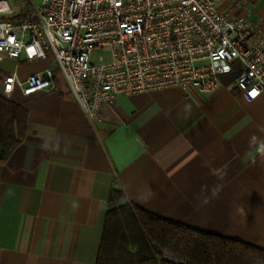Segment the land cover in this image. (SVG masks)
<instances>
[{
    "label": "crops",
    "instance_id": "crops-1",
    "mask_svg": "<svg viewBox=\"0 0 264 264\" xmlns=\"http://www.w3.org/2000/svg\"><path fill=\"white\" fill-rule=\"evenodd\" d=\"M8 17L33 0H5ZM264 35V0H220ZM0 59V95L28 111L24 141L0 162V264H96L112 188L160 217L264 250V93L170 87L118 96L90 120L56 70L55 87L7 96L3 80L54 66ZM234 77V76H233Z\"/></svg>",
    "mask_w": 264,
    "mask_h": 264
},
{
    "label": "built area",
    "instance_id": "built-area-1",
    "mask_svg": "<svg viewBox=\"0 0 264 264\" xmlns=\"http://www.w3.org/2000/svg\"><path fill=\"white\" fill-rule=\"evenodd\" d=\"M219 2L41 0L14 22L0 0V59L55 63L23 81L7 75L3 92L50 90L57 70L90 120L118 96L175 86L211 93L226 75L255 100L264 93V35Z\"/></svg>",
    "mask_w": 264,
    "mask_h": 264
},
{
    "label": "trees",
    "instance_id": "trees-1",
    "mask_svg": "<svg viewBox=\"0 0 264 264\" xmlns=\"http://www.w3.org/2000/svg\"><path fill=\"white\" fill-rule=\"evenodd\" d=\"M26 16L9 19L16 22ZM27 121L21 103L0 95L1 163L24 141ZM96 264H264V250L155 215L112 188Z\"/></svg>",
    "mask_w": 264,
    "mask_h": 264
},
{
    "label": "rangeland",
    "instance_id": "rangeland-1",
    "mask_svg": "<svg viewBox=\"0 0 264 264\" xmlns=\"http://www.w3.org/2000/svg\"><path fill=\"white\" fill-rule=\"evenodd\" d=\"M35 2V5L34 6H37L41 3V0H33Z\"/></svg>",
    "mask_w": 264,
    "mask_h": 264
},
{
    "label": "snow or ice",
    "instance_id": "snow-or-ice-1",
    "mask_svg": "<svg viewBox=\"0 0 264 264\" xmlns=\"http://www.w3.org/2000/svg\"><path fill=\"white\" fill-rule=\"evenodd\" d=\"M253 96H255L256 95V93L255 92H253V93H251Z\"/></svg>",
    "mask_w": 264,
    "mask_h": 264
}]
</instances>
